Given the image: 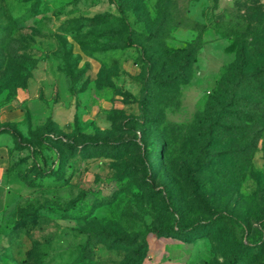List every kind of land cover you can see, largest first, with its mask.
Listing matches in <instances>:
<instances>
[{"label":"rangeland","instance_id":"374dc122","mask_svg":"<svg viewBox=\"0 0 264 264\" xmlns=\"http://www.w3.org/2000/svg\"><path fill=\"white\" fill-rule=\"evenodd\" d=\"M0 264H264V0H0Z\"/></svg>","mask_w":264,"mask_h":264},{"label":"trees","instance_id":"16d2710c","mask_svg":"<svg viewBox=\"0 0 264 264\" xmlns=\"http://www.w3.org/2000/svg\"><path fill=\"white\" fill-rule=\"evenodd\" d=\"M262 71H260L259 73H261ZM171 228L172 229H174L175 230V232H179V233H182V232H185L187 229L184 227V228H180V227H177V228H175V226L174 225H172L171 226Z\"/></svg>","mask_w":264,"mask_h":264}]
</instances>
